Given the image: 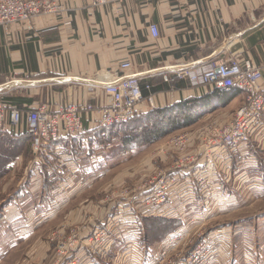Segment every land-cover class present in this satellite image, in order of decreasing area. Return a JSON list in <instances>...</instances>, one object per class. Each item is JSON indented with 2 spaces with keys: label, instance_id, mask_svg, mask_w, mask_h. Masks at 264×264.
<instances>
[{
  "label": "rangeland",
  "instance_id": "obj_1",
  "mask_svg": "<svg viewBox=\"0 0 264 264\" xmlns=\"http://www.w3.org/2000/svg\"><path fill=\"white\" fill-rule=\"evenodd\" d=\"M42 17L56 21L54 15H41L0 28L27 25ZM35 91L37 100L44 94L45 102L53 98L41 88ZM241 104L242 100L236 106ZM127 124L90 126L91 131L109 135L70 139L62 146L68 160L51 151L38 155L31 143L26 149L15 148V142L0 135V264H82L83 244L94 241L97 234L105 237L92 242L96 250L90 255L92 264H264V157L259 155L260 170L250 159L233 164L230 176L220 170L219 187L213 183L207 190H192L175 183L170 194L174 201L163 204L160 199L168 189L166 183L160 184L163 175L167 182L177 160L198 153L195 133L204 125L196 122L153 144L133 148L124 143L133 123ZM183 131L192 134L189 149L163 154L169 138ZM78 142L85 144L81 151L76 150ZM18 159L24 160L14 170H1ZM201 165L206 164L199 156L189 169L198 176ZM180 174L176 171L171 178ZM193 183L197 186V180ZM153 188L158 191L147 192ZM165 206L168 210L159 211ZM170 209L173 214L168 215ZM108 220L114 224L110 229L105 228ZM77 236L73 252L63 247Z\"/></svg>",
  "mask_w": 264,
  "mask_h": 264
},
{
  "label": "crops",
  "instance_id": "obj_2",
  "mask_svg": "<svg viewBox=\"0 0 264 264\" xmlns=\"http://www.w3.org/2000/svg\"><path fill=\"white\" fill-rule=\"evenodd\" d=\"M93 1L64 0L66 11L59 21L42 17L27 25L0 28V102H8L20 110L30 108L40 100L45 102V94L39 100L35 97V89L41 88L43 93L47 91L53 97L51 100L58 107L77 100L82 105L108 103L110 100L101 90L94 97L88 96L86 91L90 85L79 79H92L102 71L119 72L121 65L129 62L132 68L127 73H145L142 85L153 89L151 93L144 90V95L155 97L156 108L200 102L205 114L197 122L204 125L199 131L210 124L229 123L245 103V93L235 89L229 96L231 102L225 101L223 95L196 89L184 81L165 83L161 71L190 64L198 67L220 59L239 62L250 59L264 69V0H127L97 8L92 7ZM152 24L158 26V40L150 35ZM240 100L242 104L238 107ZM140 109L147 112L151 107L144 103ZM8 136L11 141H18L20 148L30 146L26 135ZM65 144L59 145L61 151L52 149V154L68 160L62 147ZM81 146L85 144L78 142L76 150L81 151ZM260 154L264 157V132L248 148L221 154L222 164L215 167L213 183L219 187L220 170H226L230 176L231 167L239 160L250 159L260 170L263 161L259 159ZM22 160L9 161L1 170H14ZM229 161L232 164H228ZM43 165L51 170L47 162ZM202 170L200 166L197 172ZM196 177L190 170L180 182L188 189H202L194 186ZM257 182L253 186H257ZM167 206L159 211L168 210ZM171 208L175 213V208ZM171 214L170 209L168 215ZM108 222L106 229L114 225ZM108 241L111 243V239ZM83 246L82 264H92L90 255L96 254V250H92L94 245L87 239Z\"/></svg>",
  "mask_w": 264,
  "mask_h": 264
},
{
  "label": "built area",
  "instance_id": "obj_3",
  "mask_svg": "<svg viewBox=\"0 0 264 264\" xmlns=\"http://www.w3.org/2000/svg\"><path fill=\"white\" fill-rule=\"evenodd\" d=\"M125 1L127 0H94L92 7L115 6ZM28 3L25 5L17 0H0V27L26 22L41 15H54L58 20L65 12L63 0H29ZM149 32L154 40L160 37L158 26L154 24L150 25ZM131 68L132 64L125 62L121 65L119 72L102 71L93 79H79L90 85L86 91L88 96L94 97L101 89L103 96L110 100L108 103L82 105L80 100H77L58 107L51 100L23 111L0 102V135H26L30 139L33 150L39 155L51 151L52 147L59 150L62 141L81 136L85 132V120L99 128L131 122L144 103L147 102L149 107L156 108L155 97L144 95V90L151 93L153 89L150 85L143 87L142 78L145 73H127ZM160 73L165 83L184 81L196 89L209 90L212 93L226 94L235 89L245 93V103L234 113L229 123L210 124L195 133L196 144L193 143L198 153L189 157L185 156L184 160H177V163L169 170L171 174L178 171L181 173L180 176L171 178L170 174L171 182L169 180L165 182L163 175L160 184L166 183L168 189L162 194L160 201L168 204L174 201L170 195L174 184L180 182L184 174L192 170L189 167L198 162L199 156L202 163L206 165H201L203 170L199 172L196 180L197 186L204 189L205 186H211L214 182L215 167L222 164L221 154L229 150L248 148L256 137L262 135L264 132V69L257 67L251 60L239 62L236 59H220L210 60L198 67L191 64L172 66ZM191 135L190 132L183 131L169 138L163 154L167 155L165 151L169 153L179 151L183 154L182 152L187 151L192 143ZM228 164H231V161ZM153 190L154 193L158 191L153 188L147 192ZM101 235L97 234L94 238L95 243L103 240L105 235ZM78 238L77 236L71 244L63 247L73 252L77 248L75 244ZM63 251H60V256L65 255Z\"/></svg>",
  "mask_w": 264,
  "mask_h": 264
},
{
  "label": "trees",
  "instance_id": "obj_4",
  "mask_svg": "<svg viewBox=\"0 0 264 264\" xmlns=\"http://www.w3.org/2000/svg\"><path fill=\"white\" fill-rule=\"evenodd\" d=\"M230 93H226L227 96H230ZM214 94L225 96V94L218 92ZM204 114L205 109L198 101L175 103L165 108H151L147 110V112H141L140 109L138 114L135 115L134 119L130 123H126L127 125L133 124L132 129L130 130V128H128L126 131L127 135L125 137L126 139L124 143L125 145H132L133 148H137L140 145L144 146L153 144L155 141L168 136L175 130L186 128L192 124H195ZM108 135L109 134L107 133H102L95 130L91 131L90 122L85 120V132L81 136L71 140L87 137L93 138L95 136H104L107 138ZM5 136L4 137L6 139L9 137L8 135ZM71 140L62 141V143H67ZM13 142H15V146L13 145L15 148L20 147L18 141ZM132 147L130 146L129 148L132 149ZM2 162H4V160Z\"/></svg>",
  "mask_w": 264,
  "mask_h": 264
},
{
  "label": "bare ground",
  "instance_id": "obj_5",
  "mask_svg": "<svg viewBox=\"0 0 264 264\" xmlns=\"http://www.w3.org/2000/svg\"><path fill=\"white\" fill-rule=\"evenodd\" d=\"M208 187H210V186H205V188H206L205 190H207V189H208ZM92 242H94V241H91V244H92Z\"/></svg>",
  "mask_w": 264,
  "mask_h": 264
}]
</instances>
